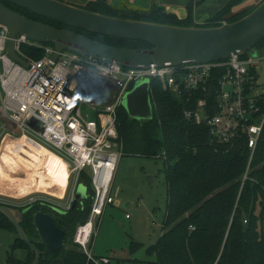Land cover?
<instances>
[{"label":"built area","instance_id":"2783aa9c","mask_svg":"<svg viewBox=\"0 0 264 264\" xmlns=\"http://www.w3.org/2000/svg\"><path fill=\"white\" fill-rule=\"evenodd\" d=\"M7 39L8 31L0 24V147L4 141L24 139V148L37 145L56 150L67 161L69 175L62 198L35 191L17 202L0 198V203L66 213L72 209L78 185H85L86 178L89 213L75 227L72 241L92 264L110 260L94 256L88 245L99 217L115 201L111 185L124 154L116 129L117 113L135 81L147 78L151 93V81L156 79L164 91L184 103V119L208 126L213 140L233 144L242 137L250 150L249 159L263 131L264 90L258 84V73L264 55L254 57L249 50L204 63L122 67L114 61L104 63L66 50L53 60L52 45L16 35L15 50L28 64L24 67L7 54ZM22 45L42 49V57H26ZM83 102L97 112V119L84 113ZM31 119L43 124L42 131L28 124Z\"/></svg>","mask_w":264,"mask_h":264},{"label":"trees","instance_id":"16d2710c","mask_svg":"<svg viewBox=\"0 0 264 264\" xmlns=\"http://www.w3.org/2000/svg\"><path fill=\"white\" fill-rule=\"evenodd\" d=\"M0 1L30 19L68 28L102 44L126 49L150 47L139 40L69 27L6 0ZM239 1L229 0L208 20L206 26L220 25L223 20L235 21L253 9L223 18ZM84 3L76 6L120 18L193 25L190 6L188 15L179 18L158 4L148 9H138L126 4L115 7L106 0H87ZM263 44L264 39L254 48ZM21 50L32 59H39L43 55V50L38 47L22 45ZM150 96V119L131 118L121 106L116 121L125 154L165 156L167 205L164 230L156 243L146 247L145 252L154 255L155 264H264V128L249 159L250 150L242 137H238L233 144L217 142L210 136L208 126L185 120L182 114L184 103L172 93L164 91L156 79L151 81ZM83 181L90 191L88 180L83 178ZM90 203V198L80 200L76 207L66 213L51 212L38 206H31L23 213L21 227L41 251H44V247L32 221L33 213L38 210L52 215L56 225L65 232L64 244L70 239L73 245H65L49 254L42 253L38 264H92L72 241L75 227L88 217ZM0 218L2 228L9 227L16 232L6 216L0 213ZM131 245L138 248L142 244ZM15 246L27 249V255L24 260L9 256L8 262L31 264L34 251L18 236Z\"/></svg>","mask_w":264,"mask_h":264},{"label":"water","instance_id":"95a60500","mask_svg":"<svg viewBox=\"0 0 264 264\" xmlns=\"http://www.w3.org/2000/svg\"><path fill=\"white\" fill-rule=\"evenodd\" d=\"M6 1L69 27L116 38L139 40L150 45L144 49H126L102 44L68 28L30 19L0 1V24L8 31L7 54L24 67L28 64L15 50L16 35H25L28 40L39 44H51L55 51L51 56L53 60L58 57L59 52L66 50L91 56L104 63L114 61L122 67H146L150 64L174 66L188 62L217 61L238 52H252L255 45L264 39V0L243 17L213 26H181L108 16L61 0ZM149 83L147 78L139 79L124 95L122 106L131 118L140 120L152 117ZM28 124L39 131L43 129V124L36 119L29 120ZM85 190V185H78L72 208L76 207ZM29 208L31 206L19 209L0 203V213L14 226L18 237L34 251L31 264H38L42 253L49 254L64 248L65 232L56 225L49 213L41 210L34 212L33 227L44 247V251H41L20 224L23 213Z\"/></svg>","mask_w":264,"mask_h":264},{"label":"rangeland","instance_id":"374dc122","mask_svg":"<svg viewBox=\"0 0 264 264\" xmlns=\"http://www.w3.org/2000/svg\"><path fill=\"white\" fill-rule=\"evenodd\" d=\"M61 1H68V3L75 5L79 3L74 0ZM106 1L109 2V0ZM162 1L163 0H152L150 6L161 4L167 12L174 13L179 17L176 10L173 9L177 6L171 4L166 8L167 4H163ZM203 1L204 0H191L188 1V5L186 4L187 6H185L186 16L188 15L190 6L193 25H207L208 20L220 8L225 6L229 0L225 3L221 2L222 0H215L211 3L214 5L211 8L212 12L217 5H222L219 3L224 4L211 14L210 17L204 20L202 19L203 21L200 20L202 22H197L194 20V9L197 6L198 9L204 8L206 3H203ZM261 1L262 0H240L230 9L229 13L223 16V18H226L229 14L232 15L242 10L254 8ZM119 2L120 5L124 4V0H120ZM84 4L85 3H81V5ZM239 5L244 6H242V9L236 10L235 7L237 8ZM128 7L137 8L136 6ZM251 54L254 57L263 56L264 44L260 47L253 48ZM258 74V84L264 90V64H262V69ZM83 111L84 113H88L92 118L97 119V112L92 110L87 102H83ZM53 151L62 156L56 150ZM111 194L115 199L114 204H109L98 219L95 235L88 245L91 249V253L97 256L102 255L109 257V264H155L149 261H154V255H148L145 249L147 246L156 243L164 230V218L167 205V183L163 158L128 155L124 153L120 157L114 172ZM86 195L87 192L85 190L80 200L86 199ZM0 198L10 202H17L20 200V198H15L12 194H0ZM123 204H125V206ZM1 220L2 218H0V221ZM17 236L18 234L9 227L2 228L0 226V264H11L8 262L9 256L20 260L25 259L28 252L27 249L21 246L13 247ZM36 236L37 235H35V237ZM132 243H140L142 245L135 248L131 245ZM65 245H72L70 239L65 241Z\"/></svg>","mask_w":264,"mask_h":264},{"label":"bare ground","instance_id":"6f19581e","mask_svg":"<svg viewBox=\"0 0 264 264\" xmlns=\"http://www.w3.org/2000/svg\"><path fill=\"white\" fill-rule=\"evenodd\" d=\"M24 145V139H12L0 147V194L23 198L40 191L62 198L69 175L67 161L44 146Z\"/></svg>","mask_w":264,"mask_h":264},{"label":"crops","instance_id":"0c3cea01","mask_svg":"<svg viewBox=\"0 0 264 264\" xmlns=\"http://www.w3.org/2000/svg\"><path fill=\"white\" fill-rule=\"evenodd\" d=\"M74 1L75 2H79V4H81V3H84L87 0H74ZM119 1L120 0H109V3L111 5L117 7V6H120V2ZM214 1L215 0H204L203 3H206V6L204 8H202V9H198V6L195 7V9H194V20H196L197 22H202L204 19L210 17L211 14H213L215 11H217L227 0H222L221 2H224V3H219V4H222V5H217L215 7L214 11L212 12L211 8L214 5H212L211 3H213ZM251 1H253V0H251ZM150 2H152V0H124V4H126L128 6H136L137 8H141V9L149 8L150 4H151ZM187 2H188V0H186V1L185 0H163L162 1L163 4H167L166 8H168L171 4L173 6H177L176 8H173V9L176 10V13L178 14L179 18H184L186 16L185 6H186ZM242 6H244V5H242ZM242 6L239 5L237 8L235 7V9L236 10H240V9H242ZM200 20H202V21H200ZM124 206H125V204H124ZM94 256H96V257H107V256H102V255L101 256L100 255L99 256L94 255ZM149 261L153 262V260H149ZM109 263H110V260H109V262L107 264H109Z\"/></svg>","mask_w":264,"mask_h":264},{"label":"flooded vegetation","instance_id":"af4514ba","mask_svg":"<svg viewBox=\"0 0 264 264\" xmlns=\"http://www.w3.org/2000/svg\"><path fill=\"white\" fill-rule=\"evenodd\" d=\"M65 2H67L68 3V1H65ZM70 4H72V3H70ZM79 4V3H78ZM21 209H23V208H21ZM49 210V209H48ZM52 212V211H51Z\"/></svg>","mask_w":264,"mask_h":264}]
</instances>
